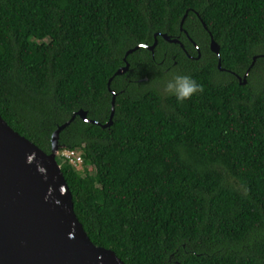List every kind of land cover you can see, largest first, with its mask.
I'll return each instance as SVG.
<instances>
[{
	"label": "trees",
	"instance_id": "1",
	"mask_svg": "<svg viewBox=\"0 0 264 264\" xmlns=\"http://www.w3.org/2000/svg\"><path fill=\"white\" fill-rule=\"evenodd\" d=\"M187 13L201 61L160 37L154 59L131 54L113 125L76 117L60 134L84 171L57 161L90 240L125 264H264V0H0V114L47 154L76 112L108 123L126 53L176 37ZM164 53L203 93L153 87Z\"/></svg>",
	"mask_w": 264,
	"mask_h": 264
},
{
	"label": "water",
	"instance_id": "2",
	"mask_svg": "<svg viewBox=\"0 0 264 264\" xmlns=\"http://www.w3.org/2000/svg\"><path fill=\"white\" fill-rule=\"evenodd\" d=\"M203 26L207 30L204 23ZM158 35L155 34L152 46L141 45L129 50L125 65L109 81L113 94L109 122L101 125L89 120L84 110L76 112L54 132L50 154L14 131L0 114V264H125L113 250L93 244L79 221L72 193L57 161L59 138L76 117L103 129L113 125L116 93L111 90L112 81L128 73L127 59L131 54L140 48L153 52ZM162 37L168 42L180 43L167 34ZM210 37V49L219 57L220 45L211 34ZM219 68L222 69L220 61ZM249 72L244 77V85Z\"/></svg>",
	"mask_w": 264,
	"mask_h": 264
},
{
	"label": "flooded vegetation",
	"instance_id": "3",
	"mask_svg": "<svg viewBox=\"0 0 264 264\" xmlns=\"http://www.w3.org/2000/svg\"><path fill=\"white\" fill-rule=\"evenodd\" d=\"M196 16L200 19V17L198 16V14H196ZM158 37L162 38V34L160 33L157 36V45H158ZM172 39H178L180 41V43H171L166 41L165 39H163L165 42H167L168 44H173L176 45L179 49H180V54H182V59H184V62H199L202 59V52L200 47L198 46L197 42L192 38V36L189 34V32L183 28L179 29V34L176 37H172ZM211 43V42H210ZM157 47V46H156ZM211 50V49H210ZM152 52V51H151ZM154 51L152 52V57L154 59ZM212 52V51H211ZM170 53H164L162 60L158 63L159 66L163 67L165 72H170L175 70L176 68H180L181 64L180 61H178L177 59V55H169ZM171 64V65H170ZM218 69L223 72V69L219 68V64H218ZM232 72H230L231 74ZM239 80H241V78L238 76L237 77ZM137 82L142 83V82H146L149 83L150 82V78L148 76H146L145 78L138 80Z\"/></svg>",
	"mask_w": 264,
	"mask_h": 264
},
{
	"label": "clouds",
	"instance_id": "4",
	"mask_svg": "<svg viewBox=\"0 0 264 264\" xmlns=\"http://www.w3.org/2000/svg\"><path fill=\"white\" fill-rule=\"evenodd\" d=\"M163 91L167 95L175 96L177 102L184 103L198 93H203L204 86L189 75L174 74L164 84Z\"/></svg>",
	"mask_w": 264,
	"mask_h": 264
},
{
	"label": "built area",
	"instance_id": "5",
	"mask_svg": "<svg viewBox=\"0 0 264 264\" xmlns=\"http://www.w3.org/2000/svg\"><path fill=\"white\" fill-rule=\"evenodd\" d=\"M66 162H68L71 166L77 169V171H84V160L79 150H64L62 152L59 151V155Z\"/></svg>",
	"mask_w": 264,
	"mask_h": 264
},
{
	"label": "rangeland",
	"instance_id": "6",
	"mask_svg": "<svg viewBox=\"0 0 264 264\" xmlns=\"http://www.w3.org/2000/svg\"><path fill=\"white\" fill-rule=\"evenodd\" d=\"M47 41H48V40H47ZM180 72H181V71H180ZM174 74H183V75H186V73H184V72H181V73H179V72H175V71L172 72V73L170 72L169 74H165V75H163V76H160V78L157 80V82H155V83L153 84V87L164 93V91H163L164 84H165L166 81H167L168 79H170L171 76L174 75ZM256 81H257L256 79H252V80L250 81V83H251L252 85H255V84H256ZM144 85L146 86L145 83H144ZM144 85H143V86H144ZM141 89L143 90V89H145V87H141Z\"/></svg>",
	"mask_w": 264,
	"mask_h": 264
}]
</instances>
